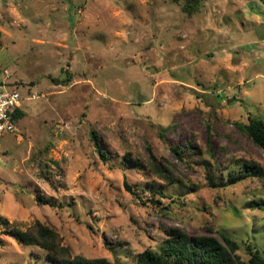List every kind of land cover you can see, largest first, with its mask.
<instances>
[{
  "label": "rangeland",
  "instance_id": "rangeland-1",
  "mask_svg": "<svg viewBox=\"0 0 264 264\" xmlns=\"http://www.w3.org/2000/svg\"><path fill=\"white\" fill-rule=\"evenodd\" d=\"M183 4L0 0V82L24 98L0 138V264H56L19 240L36 222L108 264L163 252L175 228L225 234L244 262L264 251V151L240 127L264 125V0Z\"/></svg>",
  "mask_w": 264,
  "mask_h": 264
},
{
  "label": "trees",
  "instance_id": "trees-1",
  "mask_svg": "<svg viewBox=\"0 0 264 264\" xmlns=\"http://www.w3.org/2000/svg\"><path fill=\"white\" fill-rule=\"evenodd\" d=\"M205 0H184L183 11L193 16L199 12L202 2ZM24 116L22 110H18L15 113V119L18 120ZM244 130V133L250 137L253 142L264 151V125L259 121L250 120L247 125H240ZM92 139L95 143L96 149L99 151L101 157L106 161V156L101 150V142L96 134H92ZM151 152V148L149 149ZM180 158H183L182 154L175 150ZM152 167L153 171L163 180L173 181L170 177L169 170L162 164L158 163V159L152 152ZM249 163H244L243 170L245 174L249 176L251 169L248 166ZM253 167V166H252ZM254 168V167H253ZM209 185L212 188L224 189L234 181L218 184L212 173L207 175ZM172 182V183H173ZM126 190L132 195L139 197V194L128 184L125 183ZM155 194V193H154ZM163 198L167 197L164 192L157 193ZM39 203H43L42 199L38 200ZM151 204L158 207L162 205L160 200L152 198ZM48 204V203H47ZM148 205V203H144ZM259 207L264 209V202L259 204ZM166 240L167 248L163 252H156L153 250H145L136 256L135 264H264V251L258 247L248 245L249 259L243 261L237 255L240 250V244L231 237L222 234V240L220 241L210 236H195L192 237L186 231L178 228L169 230ZM19 240L27 246H38L45 250L51 259L56 264H108L106 260H86L82 257H72L68 248L61 246V239L59 234L39 222L29 227L19 235Z\"/></svg>",
  "mask_w": 264,
  "mask_h": 264
},
{
  "label": "built area",
  "instance_id": "built-area-1",
  "mask_svg": "<svg viewBox=\"0 0 264 264\" xmlns=\"http://www.w3.org/2000/svg\"><path fill=\"white\" fill-rule=\"evenodd\" d=\"M7 87L5 82H0V138L17 131L15 113L22 110L24 103L18 91H9Z\"/></svg>",
  "mask_w": 264,
  "mask_h": 264
},
{
  "label": "water",
  "instance_id": "water-1",
  "mask_svg": "<svg viewBox=\"0 0 264 264\" xmlns=\"http://www.w3.org/2000/svg\"><path fill=\"white\" fill-rule=\"evenodd\" d=\"M231 100H229V103H230Z\"/></svg>",
  "mask_w": 264,
  "mask_h": 264
}]
</instances>
